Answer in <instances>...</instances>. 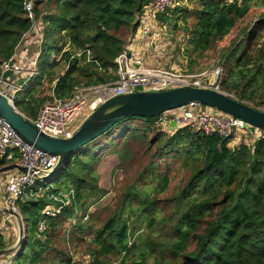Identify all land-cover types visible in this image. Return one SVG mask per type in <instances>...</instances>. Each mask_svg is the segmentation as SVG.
I'll list each match as a JSON object with an SVG mask.
<instances>
[{
	"label": "trees",
	"instance_id": "16d2710c",
	"mask_svg": "<svg viewBox=\"0 0 264 264\" xmlns=\"http://www.w3.org/2000/svg\"><path fill=\"white\" fill-rule=\"evenodd\" d=\"M25 1L0 0V65L33 23L40 24L39 74L18 92L20 99L13 98L20 113L35 118L47 100L63 101L80 86L117 79L115 58L137 35L151 0H29L33 19ZM190 3L179 0L156 14L159 25L184 29L174 50L186 60L183 71H202L206 54L219 51L220 90L264 110V0ZM237 28L228 47L216 48ZM256 131L261 136L251 143L242 138L233 146L235 132L249 135L166 126L157 116L116 122L37 180L40 195L16 199L24 237L1 264H71V254L83 255L76 264H264V132ZM107 154L117 157L116 169L135 178L99 208L107 191L97 165ZM8 163L0 156V166ZM70 189L68 205L54 216L43 214L57 206L48 194ZM140 223L144 231L136 234ZM7 247L0 234V250Z\"/></svg>",
	"mask_w": 264,
	"mask_h": 264
},
{
	"label": "built area",
	"instance_id": "2783aa9c",
	"mask_svg": "<svg viewBox=\"0 0 264 264\" xmlns=\"http://www.w3.org/2000/svg\"><path fill=\"white\" fill-rule=\"evenodd\" d=\"M176 1L177 0L150 1L140 17V25L136 35L139 42L150 41V36L154 33V26L156 22L158 23L156 14L171 8ZM24 7L28 17L33 19L32 3L26 0L24 2ZM132 41L133 39L130 40L128 44ZM25 42L27 46L32 43L39 44L40 55L43 42V33L40 24L33 23L30 30L24 34L19 44ZM136 48L137 47H130L128 45L125 51H122L116 56L117 79L104 84L80 86L73 91L69 98L63 101L47 100L39 109L35 118H29L25 115L24 117L39 131L51 137L68 138L72 136L88 115L95 111L105 101L117 95L132 93L134 91H160L180 86H193L221 91L219 88V77L222 71L221 67L216 66L213 69H204L199 72H186L183 70H172L158 65H148ZM36 54L30 58L24 55L22 65L18 62H14L13 58L4 61L0 65V93L2 95L13 101L16 93L23 90V85L17 83L18 81L12 82L8 77L6 78L4 76L6 72L16 74L24 72V76L28 78V80L39 74L37 67L39 55ZM26 64H28V67L24 68L23 66ZM175 110H178V112L171 113L169 111L173 110H169L160 113L157 115L158 121L166 126H170L171 121L174 122V126L189 123L196 130H201L206 134L216 132L223 137L228 136L234 130L243 131L255 139L261 136L259 132L256 131L257 128L253 130L251 126L242 119L225 113H219L211 107H208L206 111H202L200 105L189 104ZM186 112H191V115L188 116ZM16 154L18 158H16ZM0 156H4L9 163H17L26 168L25 173L16 169L5 173L4 204L0 207V213L2 214V218L0 219V234L5 236L9 228L8 223L11 215L4 213L3 209L7 208L19 213L16 206V199L18 197L40 195L42 189L35 188L34 185L37 180L46 178V174H48L57 163L58 157L36 149L32 145L26 143L1 117ZM13 159L15 161H12ZM48 187L52 188L51 185ZM47 198L56 203L57 206H47L43 210V214L46 216H54L60 211L62 206L68 205L74 198V191L70 189L68 191L52 192L47 195ZM44 228V222H40L39 230L43 231ZM20 244L16 246L15 243L11 246L14 250L11 252L13 255ZM71 256V264H76V262L81 260L78 255L71 254ZM80 264L94 263L84 260Z\"/></svg>",
	"mask_w": 264,
	"mask_h": 264
},
{
	"label": "water",
	"instance_id": "95a60500",
	"mask_svg": "<svg viewBox=\"0 0 264 264\" xmlns=\"http://www.w3.org/2000/svg\"><path fill=\"white\" fill-rule=\"evenodd\" d=\"M189 104L204 105L222 113L237 117L250 126L264 132V111L249 103L234 99L223 91L209 88L180 86L160 91H134L114 96L88 115L71 137H51L39 131L15 107L12 100L0 93V117L28 144L34 148L56 155L55 166L46 174H54L68 159L72 152L107 131L116 122L131 116L155 117L160 113L175 110ZM188 116L191 112H186ZM171 121L170 126H174ZM25 173L26 168L17 163L0 166V175L12 170ZM4 213L17 220L18 237L16 246L24 237V224L20 213L4 208ZM13 247L0 250V256L13 252Z\"/></svg>",
	"mask_w": 264,
	"mask_h": 264
},
{
	"label": "rangeland",
	"instance_id": "374dc122",
	"mask_svg": "<svg viewBox=\"0 0 264 264\" xmlns=\"http://www.w3.org/2000/svg\"><path fill=\"white\" fill-rule=\"evenodd\" d=\"M179 1V0H177ZM183 4H188L189 6L191 5L190 0H182ZM256 15H252L250 16V21L253 22L256 19ZM249 21V22H250ZM248 22V23H249ZM248 23H243L240 26H245ZM156 29L158 31V33L161 35L159 36V38L161 39V37H164V39H162V41H158L157 43L153 44V42H150V44H153V52H155L156 54H158L160 56L161 59H157L155 60V55L154 53H150L149 56L152 58V61L155 65L156 63H158V66L160 67H164V68H168V69H172V70H183L185 68L186 65V60L183 58V56H180V54H177L174 52L175 50V45L177 44V41H181V39L183 38L184 35V29L182 30H173L172 29V25L167 23V24H162L159 25V23L156 22ZM238 32V28L235 29L226 39V41H224L223 43H220L216 48L220 49H224V47H228V44L230 43L229 41L231 39H233L236 34ZM162 45V49L157 50L156 47H158L159 45ZM168 45L167 47L165 46ZM67 47V45L65 46ZM151 52V51H150ZM216 52L213 53H208L206 54L207 59L204 61H201V64H204L203 66V70L204 69H213L216 66H219V51L214 54ZM48 54L50 57H54L55 53H52L51 51H48ZM146 56V55H145ZM144 56V59H145ZM147 57V56H146ZM208 64H207V63ZM216 64H213L215 63ZM221 67V66H219ZM60 67H58L59 69ZM39 70V69H38ZM60 70V69H59ZM24 81V80H23ZM27 82H23L20 83L21 85H23V88L25 86ZM43 88L46 87V84L42 85ZM15 97V96H14ZM16 98H21L20 93L16 94ZM208 109V107H204L202 111H206ZM260 110L264 111L263 108L259 107ZM174 111V110H173ZM219 111V110H218ZM217 111V112H218ZM171 112V111H169ZM176 112H178V110H176ZM219 113H222L219 111ZM237 132V131H236ZM235 132V133H236ZM234 133V141L231 143V145L235 146L237 144L238 140L246 139L247 142L251 143L254 140V137L252 136H245V134L241 133L240 135L239 132H237V134ZM118 164V159L115 155L112 154H107L105 155L102 160L98 163L97 165V172L99 174V185L101 188H104L107 193L105 194V196L103 197V199L100 201V203L98 204V206L101 207H105L106 204L110 201H114V197L116 196L117 192L120 188H123L127 185V183H129V181L133 180L135 178L134 174L132 173V171H127L126 174L123 171L116 169V165ZM126 172V171H125ZM5 174V173H4ZM1 174L0 175V191L1 194L4 196V180H5V175ZM4 204V202H3ZM94 206V205H93ZM91 207L90 211H93L95 207ZM10 222L8 223V231L7 233L10 231L11 226H13L12 231L15 235V240H13L12 238L8 241H6V243L10 244V246L14 245L17 241V235H18V229H17V223L16 220L13 216H10ZM12 221V223H11ZM134 221V219H133ZM139 226H141V229L136 233V234H140L144 231V226L143 223L138 224ZM8 248V247H7ZM80 252H83V248H79ZM13 253H9V254H5V256L0 257L1 259H6L8 257H12ZM80 256L79 259H83V255H78Z\"/></svg>",
	"mask_w": 264,
	"mask_h": 264
},
{
	"label": "crops",
	"instance_id": "0c3cea01",
	"mask_svg": "<svg viewBox=\"0 0 264 264\" xmlns=\"http://www.w3.org/2000/svg\"><path fill=\"white\" fill-rule=\"evenodd\" d=\"M138 30V29H137ZM159 36H161L157 29H156V25L154 26V33H152V35L150 36V41L149 42H139L137 40V36H135V38L133 39V41L128 44L130 47L134 46V47H137L136 49L139 51V53L144 57L145 55V63L148 64V65H152L154 64L153 61H152V58L149 56L150 53H154L155 55V60L157 59H161L160 56L158 54H156L155 52H153V44L157 43L158 41H162V39H164V37H161V39L159 38ZM150 42H153V44H150ZM26 45V46H24ZM159 46L156 47L157 50H160L162 49V45L158 44ZM42 46V45H41ZM165 46L167 47L168 45L165 44ZM40 50V45L39 44H30L27 46V43H22V44H19L17 47H16V50L13 54V61L14 62H18L20 65L23 64V59H24V55H27L29 58L32 57L33 55H35L37 52V54L39 55V51ZM151 51V52H150ZM36 54V55H37ZM41 54V53H40ZM40 56V55H39ZM155 65H158V63H156ZM24 68L28 67V64L24 65L23 66ZM24 72H21L20 74H16V73H12L11 76H9L8 78L12 81V82H17V83H23V82H28V78H26L24 76ZM24 80V81H23ZM176 110L174 111H171V113H175ZM3 201H4V196L1 194V191H0V207L3 205ZM9 222H10V219H9ZM12 223V221H11ZM12 228L13 226H11V229L8 233H6L5 235V240L9 241L12 237L13 240H15V235L12 231ZM18 236V235H17ZM9 243H8V248H9ZM11 247V246H10ZM2 256H5V255H2ZM0 256V257H2ZM5 262V259H1L0 258V263H3Z\"/></svg>",
	"mask_w": 264,
	"mask_h": 264
}]
</instances>
